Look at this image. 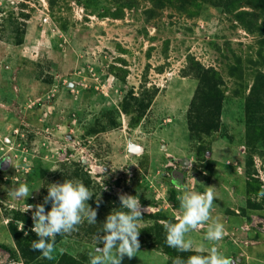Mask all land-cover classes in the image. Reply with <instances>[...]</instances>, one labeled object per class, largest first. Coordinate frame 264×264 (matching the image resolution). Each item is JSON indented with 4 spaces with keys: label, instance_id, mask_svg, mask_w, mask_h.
I'll return each instance as SVG.
<instances>
[{
    "label": "rangeland",
    "instance_id": "obj_1",
    "mask_svg": "<svg viewBox=\"0 0 264 264\" xmlns=\"http://www.w3.org/2000/svg\"><path fill=\"white\" fill-rule=\"evenodd\" d=\"M128 1L0 0V246L9 250L0 247V264L24 263L8 225L31 231L32 212H24V203L43 204L47 212V188L64 180H80L91 190L87 203L96 219L102 203L117 211L120 194L137 196L141 230L175 223L183 191L214 187L212 220L188 234L193 250L178 251L150 234L121 264L206 256L212 221L225 226L214 246L232 264H264V197L258 196L264 140L246 144L247 109L261 112L256 97L254 108L247 103L257 72H264V14L250 33L235 17L251 11L248 4L233 12L196 4L191 17L166 6L148 20L149 3ZM117 11L123 15L114 17ZM189 57L224 84L219 129L200 139L190 138L186 119L197 86L181 74ZM144 83L157 92L138 120L136 106L124 113L121 105ZM254 124L259 131L264 121ZM130 144L142 152L129 153ZM21 183L33 190L25 200L11 195ZM85 224L61 235L53 260L40 256L31 264H55L62 254L90 264L98 234H85ZM201 245L204 251L197 252Z\"/></svg>",
    "mask_w": 264,
    "mask_h": 264
},
{
    "label": "clouds",
    "instance_id": "obj_2",
    "mask_svg": "<svg viewBox=\"0 0 264 264\" xmlns=\"http://www.w3.org/2000/svg\"><path fill=\"white\" fill-rule=\"evenodd\" d=\"M177 187H180L179 183ZM32 191L26 183H21L19 187L11 189V195L16 199L25 200ZM258 196L264 197V188L260 190ZM92 197L93 193L82 181L64 180L62 183H52L47 188L44 204L51 202V208L47 212L43 204L24 203V212H32L31 231L38 237L32 242V250L41 253L48 260H53L57 251L55 244L57 235L77 231V226L85 220L89 224H96L97 211L87 203ZM214 199L215 191L212 186L206 187L203 193L183 191L179 197L181 214L175 217L176 222H160L166 230V243L169 247L181 252L193 250V240L188 234L212 220ZM119 200L120 207L124 210L111 211L106 216L103 235L96 236L95 247L89 254L90 264H121L124 256L132 258L139 251L138 236L143 222L140 200L137 196L128 194H120ZM225 234V226L219 221H212L204 237L213 244L208 249L209 254L192 255L186 261L176 257L173 264H232L231 258L226 257L214 246ZM101 242L102 247H96ZM196 251H204V246H199Z\"/></svg>",
    "mask_w": 264,
    "mask_h": 264
},
{
    "label": "trees",
    "instance_id": "obj_3",
    "mask_svg": "<svg viewBox=\"0 0 264 264\" xmlns=\"http://www.w3.org/2000/svg\"><path fill=\"white\" fill-rule=\"evenodd\" d=\"M121 3V0H114ZM150 4V8L145 10L144 14L147 19H152L156 15V11H160L166 6H171L175 8L180 13L186 14L191 17L189 9L196 4L207 5V6H217L222 5L230 11H237L240 5L248 4L250 5L251 11L240 10L235 13L236 20L239 21L245 30L250 33H255L258 28V23L260 18L264 14V0H143ZM128 5L135 6L138 0H130L126 2ZM125 5V4H124ZM114 17L122 16V11H117L113 14ZM19 43L20 40L18 41ZM181 74L183 77H191L197 81V86L195 88L194 94L190 100L186 119L187 126L190 132V138L200 139L202 135L211 136L216 133L219 129L221 107L223 103V92L221 87L224 85L222 78L211 68H204L199 62L194 61L193 58L189 57L186 66L182 69ZM144 88V89H143ZM157 92L156 88H151L149 90L145 89V83L142 84V91L136 97L134 93L129 92L127 96L128 100L122 103L121 108L124 113H129L134 106L137 107L136 111L138 120L145 111L146 107L149 105L150 101L153 99ZM137 95V94H136ZM256 97L259 101V111L247 109L248 114V132L246 138V144L251 146L258 140H264V126L261 130H257V125L254 124L256 118L264 121V72L258 71L253 84L249 91V101L247 107L250 106L252 98ZM252 108H254L253 104ZM256 108V107H255ZM96 133L97 129H93ZM199 154L205 152L203 147H198ZM252 160L248 158V165H251ZM120 203L117 201V205ZM51 208V207H50ZM50 208H46L47 211ZM98 217L96 219V224H85L82 227V231L90 235H97L103 232V223L105 222L106 216L111 212L110 207H108V202L102 203L99 207ZM124 210L119 206L117 211ZM105 216V218H104ZM158 217V216H157ZM8 230L13 237L14 245L17 251L21 254V257L25 264L34 263L41 255V253L32 250L33 240L38 239L36 234L32 231H26L25 228L17 229V226L12 224L8 225ZM103 234V233H102ZM150 234L155 237L156 241L166 242V230L163 225L158 223L155 224L153 228H146L139 232V243L140 247L147 245L150 241ZM62 239L61 235H57L55 238V244H57ZM155 241V240H154ZM153 241V242H154ZM4 250L8 248L1 245ZM202 255V254H199ZM188 256L183 255L182 260H187ZM22 263V264H24ZM55 264H84L83 262L77 260L74 256L68 254H62L58 257Z\"/></svg>",
    "mask_w": 264,
    "mask_h": 264
},
{
    "label": "water",
    "instance_id": "obj_4",
    "mask_svg": "<svg viewBox=\"0 0 264 264\" xmlns=\"http://www.w3.org/2000/svg\"><path fill=\"white\" fill-rule=\"evenodd\" d=\"M142 147L137 146L135 144H130L128 146V152L132 153V154H136V153H141L142 152Z\"/></svg>",
    "mask_w": 264,
    "mask_h": 264
},
{
    "label": "built area",
    "instance_id": "obj_5",
    "mask_svg": "<svg viewBox=\"0 0 264 264\" xmlns=\"http://www.w3.org/2000/svg\"><path fill=\"white\" fill-rule=\"evenodd\" d=\"M16 264V263H15Z\"/></svg>",
    "mask_w": 264,
    "mask_h": 264
}]
</instances>
